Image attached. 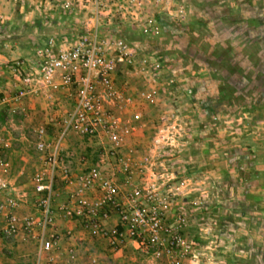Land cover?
Returning <instances> with one entry per match:
<instances>
[{"label": "rangeland", "instance_id": "374dc122", "mask_svg": "<svg viewBox=\"0 0 264 264\" xmlns=\"http://www.w3.org/2000/svg\"><path fill=\"white\" fill-rule=\"evenodd\" d=\"M49 1L0 0V59L10 55L0 65L1 75L13 61L32 58L35 46L56 29H68L70 23L59 19ZM191 2L187 21L165 24L150 39L169 81L159 88L157 107L137 100L122 113L127 118L140 111L142 121L136 132L124 135L131 163L116 175L120 201L127 216L142 209L158 216L162 244L141 247L128 237L113 251L81 221L72 222L105 247L110 264H264V0ZM116 83L134 93L150 87L137 70H121ZM22 109L16 108L25 115L28 108ZM6 121L1 117L0 125ZM28 139L36 142L37 136ZM81 141L90 144L85 157L95 164L99 141ZM119 220L112 209L104 223L114 227ZM85 247L75 245L78 258L72 264L87 263L88 256L98 264L95 247L90 252Z\"/></svg>", "mask_w": 264, "mask_h": 264}, {"label": "built area", "instance_id": "2783aa9c", "mask_svg": "<svg viewBox=\"0 0 264 264\" xmlns=\"http://www.w3.org/2000/svg\"><path fill=\"white\" fill-rule=\"evenodd\" d=\"M61 17L70 23L67 34L49 36L34 48L32 58L13 61L7 66V79L12 94L5 97L22 110L28 96L41 99L47 106L59 104V95L67 92L73 102L60 105L51 114L49 123L54 131L48 137L45 127L33 130L37 136V169L32 173L34 212H22L29 203L27 190L16 184L13 165L0 157V246L3 241L33 243L36 264L52 261L65 237H74L70 228L62 231L57 220L64 223L81 221L91 237L119 251L129 237L142 246L162 244L161 224L157 215L148 217L145 210L127 216L120 201L121 190L116 175L128 170L131 157L126 154L124 135L136 132L142 113L132 110L137 100L157 107L159 88L169 81L165 66L150 48V39L162 32L165 23H183L191 12V0H50ZM126 33H138L131 39ZM139 71L146 88L132 93L118 87L120 71ZM129 73V72H128ZM3 75L0 73V96L3 95ZM165 124L167 118L163 116ZM73 137L97 140L101 148L95 164L76 171L77 163H87L85 156L74 155ZM12 149L9 139L0 138V150L5 155ZM112 166L111 176L106 167ZM58 185V193L55 190ZM63 195L66 202L56 204ZM140 191H135L139 196ZM96 197L95 201H91ZM115 209L120 220L114 227L104 223L109 211ZM142 228H148L142 230ZM67 257L76 261L74 246ZM97 263L96 258H92Z\"/></svg>", "mask_w": 264, "mask_h": 264}, {"label": "crops", "instance_id": "0c3cea01", "mask_svg": "<svg viewBox=\"0 0 264 264\" xmlns=\"http://www.w3.org/2000/svg\"><path fill=\"white\" fill-rule=\"evenodd\" d=\"M59 19L61 18L59 17ZM65 22H67V20ZM165 24L170 25V23ZM58 25H61L60 22L58 23ZM54 33L55 34H52L51 36H60L63 34H67L65 30L57 31V29ZM30 45H32V43H30ZM9 48H11V46H9ZM1 58L2 59H0V65L7 63L10 55L5 54V56ZM7 77V74L1 77L3 79V95L0 96V118L4 117V119L7 121L4 125H0V134L5 136V139H9L11 141L12 149L5 155L0 150V157L7 158L11 161L13 165L12 175L16 184L19 186L20 190H27L29 192V203L24 206L22 212L25 214H31L34 212V209L31 205V199H33L32 197L34 196V193L30 185V179L32 173L37 169V152L35 149V142H30L28 137H31V133H33V130L39 127H45L47 131L52 130L49 123L51 114H53L55 109L59 108L58 106H69L70 104H72L73 100L67 92H62L59 95V104H57L55 107H49L41 99L33 96H28L23 101V105L28 108V113L26 112L25 115H21L16 110L15 105L5 100V97H8L10 94H12L10 90V84H7L5 82ZM131 91L133 93L135 92L132 89ZM52 132L54 135L53 130ZM12 135H14V137ZM88 146L90 147L89 143L85 144V142H82L81 139L73 137L70 149L72 150L74 155L77 156L76 159H79L78 157L86 156L88 154ZM91 165L92 164H89V162L82 164L77 163L76 171H82L83 169ZM109 167L112 169V166ZM109 174H111V172H109ZM55 188L58 193V185ZM64 202H66L65 196L58 195L56 197V204H62ZM57 223L59 229H61L62 231L67 228L72 229L74 231V237H65V239L60 244V249L52 254V263H48L46 262V259H43L40 264H72L67 257L66 249L70 246L75 247V245L80 247L82 246V244L86 245L85 249L87 252H90L95 247L93 253L98 257V264H110L108 260L112 258V256H106V254L102 252V250H105V247H102L101 245H99L100 247H98V243L96 245L89 236H86L82 232H80V228L77 226V224L70 222L63 223L60 220H57ZM35 252L36 248L33 243L23 244L20 241H3L0 246V264H36ZM89 257L90 256H88V262H82V264H91ZM75 263L77 264V262Z\"/></svg>", "mask_w": 264, "mask_h": 264}]
</instances>
